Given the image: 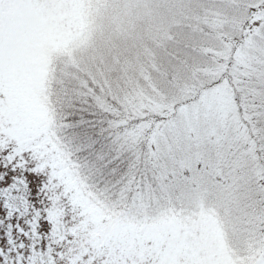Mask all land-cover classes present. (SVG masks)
I'll return each instance as SVG.
<instances>
[{"label":"snow or ice","instance_id":"obj_1","mask_svg":"<svg viewBox=\"0 0 264 264\" xmlns=\"http://www.w3.org/2000/svg\"><path fill=\"white\" fill-rule=\"evenodd\" d=\"M0 264H264V0H0Z\"/></svg>","mask_w":264,"mask_h":264}]
</instances>
